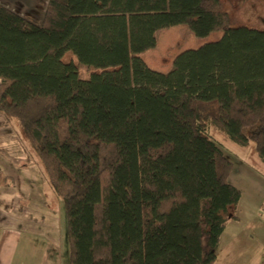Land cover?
<instances>
[{
  "label": "trees",
  "instance_id": "trees-1",
  "mask_svg": "<svg viewBox=\"0 0 264 264\" xmlns=\"http://www.w3.org/2000/svg\"><path fill=\"white\" fill-rule=\"evenodd\" d=\"M179 25L221 35L153 67ZM0 112L64 204L68 264H214L242 191L210 129L264 161V29L220 0H48L41 19L0 1Z\"/></svg>",
  "mask_w": 264,
  "mask_h": 264
},
{
  "label": "crops",
  "instance_id": "crops-1",
  "mask_svg": "<svg viewBox=\"0 0 264 264\" xmlns=\"http://www.w3.org/2000/svg\"><path fill=\"white\" fill-rule=\"evenodd\" d=\"M0 1L14 9L31 0ZM227 156L233 162L229 180L242 195L214 264H264V161L237 150ZM62 209L39 155L21 127L0 112V264H68Z\"/></svg>",
  "mask_w": 264,
  "mask_h": 264
},
{
  "label": "rangeland",
  "instance_id": "rangeland-1",
  "mask_svg": "<svg viewBox=\"0 0 264 264\" xmlns=\"http://www.w3.org/2000/svg\"><path fill=\"white\" fill-rule=\"evenodd\" d=\"M48 0H31L28 3L18 2L14 9L22 14L30 15L41 19L45 11V7ZM222 7L229 13L230 24L232 26L246 25L250 27L264 29V0H220ZM221 31H213L207 36L198 37L192 33V31L184 25H179L176 27L162 29L157 32V45L146 52V57L153 67L158 69L167 70L173 66V58L175 55L185 49L194 48L203 44L206 41H213L220 37ZM64 59L67 61L75 62L79 67L80 76L82 78H88L89 75L96 71L98 68L80 63L76 56L68 51ZM210 133L215 135L223 144V150L226 155L230 151H240L248 155L255 154L253 145H249L245 148H241L232 142L226 133L218 131L215 128L210 129ZM250 158V157H249ZM258 158V157H256ZM251 159V158H250ZM254 159V158H253ZM255 160V159H254ZM258 160V159H257ZM260 160V159H259ZM51 190L52 187H51ZM62 210L65 220V231H66V242L68 243L67 237V224L68 217L67 212L64 208V204L61 200ZM68 253V252H67ZM67 254V259H68Z\"/></svg>",
  "mask_w": 264,
  "mask_h": 264
}]
</instances>
